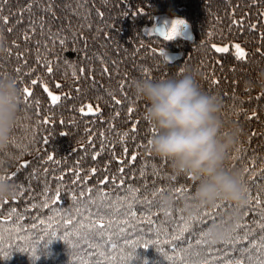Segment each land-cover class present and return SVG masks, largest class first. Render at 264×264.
<instances>
[{
  "label": "trees",
  "instance_id": "obj_1",
  "mask_svg": "<svg viewBox=\"0 0 264 264\" xmlns=\"http://www.w3.org/2000/svg\"><path fill=\"white\" fill-rule=\"evenodd\" d=\"M160 16L187 22L192 38L178 34L165 40L156 34L153 26ZM0 17H7V21L0 19V42L6 49L0 54V77L11 75L19 81L21 90L27 87L32 93L27 102L26 94L21 95V115L12 134L10 148L16 156L10 176H15L11 181L17 194L0 201L2 246L11 253L6 259L0 258V264H96L97 260L101 264H122L121 257L131 250L125 245L126 239H139L141 243L171 241L173 235L179 234V217H187L181 205L185 198L177 197V206L165 215L158 206V195L153 197L152 193L161 187L184 185L191 195L194 185L187 177L170 174L166 161L146 151L153 128L144 118L145 102L133 89V81L138 78L159 80L174 77L185 65L197 68L201 73L200 87L217 95L223 102L224 116L237 121L244 130L229 154L231 164L240 169L249 187V173L243 169L245 165L251 169L255 161L256 184L264 186V179L259 178L260 169L264 168V88L246 87L248 81H256L264 71V0H8ZM30 22H34L35 31ZM60 39H65L64 45L59 43ZM237 44L246 53L244 59L236 56ZM213 45L228 51L217 52ZM161 51H178L179 55L169 59ZM48 63L52 73L47 72ZM34 79L35 85L31 83ZM49 91L60 96L58 103L52 104ZM115 100L121 103L116 104ZM89 105L95 114L83 115L80 109L87 111ZM129 107L134 109L131 114ZM46 118L48 123H44ZM102 142L104 151L94 159ZM133 154L137 156L135 161L131 160ZM48 155L54 159L49 161ZM121 160L123 164L119 163ZM25 163L26 168L19 167ZM120 167L124 168L123 174ZM77 175L80 180L73 184ZM112 177H116L115 182ZM105 178L108 183H99ZM57 187L62 199L44 208L45 199L50 201ZM129 187L138 191L130 192ZM88 188L92 189L90 195L96 203H90L87 195L73 201V192L79 197ZM101 189L109 194L103 202ZM258 190L252 187L253 194ZM145 197L153 203L136 202ZM129 205L137 213L135 218L125 215ZM11 209H16V213L8 219ZM76 209H80L79 214ZM225 209L219 210L220 215ZM56 212L60 213L56 220L62 221L69 213L75 218L68 231L81 221L88 225L101 217L106 225L110 219L114 222L105 227L104 238L84 227L80 236L73 234L72 243L59 237L49 242L45 235L46 230L51 231L47 229L48 217ZM17 214L24 219H17ZM147 218L153 221L151 226ZM40 220L46 223L41 224ZM125 220L127 223H123ZM254 220L260 221L259 213L246 206L240 220L246 228L237 232L241 237L245 231L252 235L236 245L225 246L223 241L215 246H196L201 231L196 225L183 233L175 252L173 243L141 247L129 264H173L164 253L174 256L180 249H187L189 241L194 247L191 253H184L188 260L226 264L241 258L238 249L251 248L264 236ZM33 223L37 225L35 229L31 228ZM210 223L213 221L207 220L202 230ZM16 227L19 231H12ZM53 228L58 235L65 231L62 223L53 224ZM33 244L37 245L38 258L17 250ZM97 244L99 248L93 247ZM112 244L116 245L115 250ZM158 248H163V252ZM100 251L115 259L106 260L98 255ZM196 252L202 254L197 256Z\"/></svg>",
  "mask_w": 264,
  "mask_h": 264
},
{
  "label": "clouds",
  "instance_id": "obj_2",
  "mask_svg": "<svg viewBox=\"0 0 264 264\" xmlns=\"http://www.w3.org/2000/svg\"><path fill=\"white\" fill-rule=\"evenodd\" d=\"M0 42V54L5 52ZM200 71L182 66L174 77L159 80L138 78L133 89L146 104L144 118L155 129L146 141V151L168 163L170 174L190 179L194 191L181 202L186 216L228 205L219 218L205 229L209 245L222 243L242 219L247 206V185L229 154L244 134L242 126L224 116L222 100L204 91ZM246 87L264 88V71ZM21 89L11 76L0 77V201L17 194L11 181V165L16 154L10 145L21 115ZM159 208L167 212L177 206L171 191L158 194Z\"/></svg>",
  "mask_w": 264,
  "mask_h": 264
},
{
  "label": "snow or ice",
  "instance_id": "obj_3",
  "mask_svg": "<svg viewBox=\"0 0 264 264\" xmlns=\"http://www.w3.org/2000/svg\"><path fill=\"white\" fill-rule=\"evenodd\" d=\"M8 2V0H0V12H2L3 10V4H6ZM31 9V5H29L28 10L30 11ZM46 10H50V9H46ZM0 19H3L4 21H7V17H0ZM32 23L33 27L32 30L35 31V27H34V22H30ZM236 23H242L241 21H237ZM185 24V21L183 20H174L171 23V27L168 28L167 31H161V35L164 37L165 40H171L173 39L176 35H177V31H178V26ZM44 25L41 24V29H43ZM251 28H255V25H250ZM25 39H28V37L26 36ZM55 42V41H54ZM39 43V42H37ZM59 43L61 45L65 44V39H60ZM213 47L216 49L217 52H227L228 48L226 47H217L215 45H213ZM236 48V56L239 59H244L246 56V53L243 51V49H241V46L239 44L235 45ZM162 55H165L162 51H161ZM166 58H168L166 56ZM46 68H47V72L48 73H52L53 72V68L50 66V63L46 64ZM105 72L108 71L107 67H105L103 69ZM17 72H19V69H17ZM80 72L83 73L84 69L81 68ZM73 74L75 75V71L73 72ZM16 82L18 83L19 81L16 80ZM31 83L33 85L37 84V80H32ZM213 83H218V81H213ZM124 88V84L121 83V90H123ZM22 94H26L25 96V102H27V100L29 98H31L32 93L31 91L27 88L24 87L22 90ZM45 91H47V87L45 86ZM49 97L51 98V102L52 104H56L59 102L60 100V96L58 95H54L52 92H48ZM38 101H37V105H38ZM116 104H120L121 101L120 100H115ZM96 111H99V109L97 108ZM128 113L131 114L134 109L132 107H129L127 109ZM80 112L83 115H89V114H95L93 113L92 107L89 105L87 106V111H85V109L82 107L80 109ZM49 121L47 120V118L44 120V123H48ZM132 131H135V126L132 128ZM152 131L154 132L155 129H152ZM44 143L47 144L48 140L45 138L44 139ZM137 147H140L139 145ZM104 151V147H103V142L101 143V148H100V152H96L94 154V159L95 157L99 156L102 152ZM125 153L127 154V148L124 149ZM236 151H240V149H237ZM233 159H235L236 157H232ZM47 159L49 161H52L54 159L53 155H48ZM137 159V156L135 154H133L131 156V160L135 161ZM119 163L123 164L124 162L121 160L119 161ZM20 168H26L27 167V163L20 165ZM47 171V170H45ZM91 171L93 173L96 172V169H91ZM244 173H249L248 175V180L250 182V186L247 187V206H248V210L252 211V212H258L259 216H260V221H264V186H259L256 184V170H255V161H253V167L250 169L247 165H245L244 169H243ZM119 172L121 174H123L124 172V168L120 167L119 168ZM141 175H144V172L141 171ZM12 181L15 180V176H10L9 177ZM260 179H264V168L260 169ZM56 179L59 180H63V177H56ZM173 180L176 179V177H172ZM80 180L79 175H77L76 180L73 181V184L77 183ZM113 182H115L116 177H112ZM99 183L101 184H106L108 183V179L105 178L104 180L100 181ZM123 180L121 179L120 184L123 185ZM255 186L257 187L259 190L255 192V194H253L252 192V187ZM17 187H22V185H17ZM130 192H135L138 191L136 189H132L131 187H129L128 189ZM47 191V189H46ZM165 191H171L175 194L176 198L177 197H183V198H189V188L187 186L181 185V186H176V187H169V188H163L161 187L158 192H153L152 196L155 197L157 196L159 193L165 192ZM92 192L91 188L87 189V192L85 191H81L79 193V197H77L76 193L73 192L72 193V199L73 201H78L79 198L81 197H85L87 195V198L89 200L90 203H96V201L94 199H92L90 193ZM21 195H24V193H21ZM108 193L104 192L103 189H101L100 191V196H101V202L104 201L105 198L108 197ZM62 199L61 196V192L59 187H57L56 191H55V195L51 198V200L49 201L47 198L45 199L44 204L42 205L44 208H49V203H51L52 205H55L58 203V201H60ZM126 199V198H125ZM139 203H144V204H148L151 205L153 203V201L148 200L147 197H145L143 200H139L136 201ZM33 207H36V205H33ZM109 207H111V205H109ZM229 207L228 205H225L223 203H217L215 204L212 208L209 209H203V210H197L196 213H194L191 216H183L181 214V216L179 217V221L177 222L176 225V229L178 230V235H173L172 236V240L168 241H160L159 239L157 240H147L144 241L143 243H141V241L139 239L137 240H131V239H126L125 240V245L128 246V248H130L131 250L124 256L121 257V261L122 264H129V262H131V260L136 257V250L138 248H148L150 245H159L161 243L163 244H168V243H173V251L175 252L176 248L179 247V245L176 243L178 241L181 240V237L183 235L184 232L189 231L191 228H193L196 225H199L201 227V231L198 234V238L195 240V245L196 246H201V245H208L207 240L205 239V233L202 230L203 229V225L206 223L207 220H211L213 222H215L216 217L220 215V209L221 208H227ZM27 211V209H26ZM116 211H120L119 208L116 209ZM76 212L79 214L80 213V209H76ZM16 213V209H11L10 214L8 219H11V215ZM170 212L167 211L165 212V215H169ZM60 213L56 212L54 216H49L48 217V222H47V229H51V231H45V235L48 236V241L50 242L51 239L59 237L60 239L64 240L67 243H72L70 238L73 236V234H75L76 236H80V229L87 227L89 232H91L92 230H95L97 232V234L101 237L104 238L105 233H104V229L105 227H110L111 224L114 222L113 220H109L108 224L106 225L104 223V217H101L98 220H93L91 223H89L88 225H85L82 221L79 222L78 227L73 228L71 231H68V226L73 225L74 223V217L69 213L66 214V218H63L62 221L60 220H56L55 216H59ZM91 216V213L89 214ZM126 216L135 218L137 213L135 211L131 210V205H129V210L125 213ZM248 215V211L244 212V216ZM17 219L19 220H23L24 217L22 215L17 214ZM34 219H39L38 217L34 218ZM257 220H254L253 223L254 224H258L259 229L264 232V222H260ZM147 222L148 224L151 226V224L153 223V221L150 218H147ZM41 224H45L46 221L44 220H40ZM62 226L65 227V231L63 233V235H58V231L56 229L53 228V224H61ZM123 223H127V220L123 221ZM37 227V225L35 223H33L31 225L32 229H35ZM242 228H246V225L242 224V223H238L235 228L228 234L227 238L224 240V244L225 246H229V245H236L238 244L242 239H248L249 236L252 235L251 231H245L244 235L241 237L240 234L237 232V229H242ZM12 231H19V227H16L14 229H12ZM120 231L123 233L124 229L121 228ZM84 238V237H82ZM20 239H24L27 240V237H20ZM41 240H43L44 238L41 237ZM108 242H111V235H108ZM251 243V242H250ZM3 236L0 235V258H8L10 257L11 253L4 250L3 246ZM188 248L187 249H180L179 253H177L174 256H168L167 253H164V255L166 256V258L170 261L173 262V264H211V262L207 259L204 260H199V261H190L186 258V256L184 255V253H191V249L194 247V245L189 241L188 242ZM73 247H75V244H72ZM9 247H12V245H9ZM93 247L99 248L100 245H94ZM112 249L115 250L116 249V245L112 244ZM17 250L22 251V252H28L31 254V256L33 257H37V245L33 244L31 247H19L17 248ZM160 252H163V248H158L157 249ZM238 251L240 252V259H233V260H228L226 261V264H245V257L247 258V264H264V236L260 237V242L259 243H252V247L251 248H240L238 249ZM202 253L201 252H196L195 255L200 256ZM99 256L104 257L106 260L107 259H111L114 260L115 257H107L105 255V252L100 251L98 253ZM38 258V257H37ZM215 259V258H213ZM81 264H90V261H81ZM96 264H101V261L97 260Z\"/></svg>",
  "mask_w": 264,
  "mask_h": 264
},
{
  "label": "water",
  "instance_id": "obj_4",
  "mask_svg": "<svg viewBox=\"0 0 264 264\" xmlns=\"http://www.w3.org/2000/svg\"><path fill=\"white\" fill-rule=\"evenodd\" d=\"M181 29H180V33L183 37L190 39L192 38V32L191 29L189 27V24L187 22H185V24L181 25ZM153 31L158 34L159 36L163 37L161 35V31H167V28L165 26V23L162 21L157 22L154 26H153ZM178 55V53L175 52H168V58L172 59L174 56Z\"/></svg>",
  "mask_w": 264,
  "mask_h": 264
},
{
  "label": "rangeland",
  "instance_id": "obj_5",
  "mask_svg": "<svg viewBox=\"0 0 264 264\" xmlns=\"http://www.w3.org/2000/svg\"><path fill=\"white\" fill-rule=\"evenodd\" d=\"M178 19L181 20L180 18H169V17H166V16H160L157 21H159V20L163 21L165 23V25H166L167 30H168V28L171 27L172 21L178 20ZM180 28H181V25L178 26L177 35L180 34Z\"/></svg>",
  "mask_w": 264,
  "mask_h": 264
},
{
  "label": "bare ground",
  "instance_id": "obj_6",
  "mask_svg": "<svg viewBox=\"0 0 264 264\" xmlns=\"http://www.w3.org/2000/svg\"><path fill=\"white\" fill-rule=\"evenodd\" d=\"M173 52H175V53H178V55H179V52L178 51H173ZM166 56L168 57V52L166 51ZM177 56V55H176Z\"/></svg>",
  "mask_w": 264,
  "mask_h": 264
}]
</instances>
